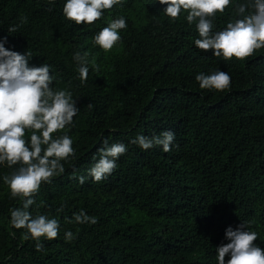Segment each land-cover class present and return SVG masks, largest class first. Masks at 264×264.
<instances>
[{
  "label": "trees",
  "instance_id": "1",
  "mask_svg": "<svg viewBox=\"0 0 264 264\" xmlns=\"http://www.w3.org/2000/svg\"><path fill=\"white\" fill-rule=\"evenodd\" d=\"M245 2L232 0L212 31L242 18L235 6ZM64 3L0 0L4 47L31 53L29 66L49 64L53 89L71 91L79 108L73 126L57 133L72 138L75 158L63 162L65 172L43 184L28 209L60 224L57 239L42 238L41 251L23 239L25 229L11 226L10 209L23 201L12 199L3 181L14 168L0 165V264H217L225 230L241 222L264 249V48L244 61L218 59L195 47L199 35L187 13L172 21L155 0H122L95 24L79 26L64 17ZM119 16L128 27L105 53L93 37ZM10 26L18 31L9 33ZM76 52L88 53L85 83ZM217 70L231 76V87L200 89L195 76ZM163 131L176 134L170 152L131 143ZM105 140L125 144L127 152L94 183L88 170ZM81 210L97 223H76ZM66 231L74 234L70 242Z\"/></svg>",
  "mask_w": 264,
  "mask_h": 264
},
{
  "label": "clouds",
  "instance_id": "2",
  "mask_svg": "<svg viewBox=\"0 0 264 264\" xmlns=\"http://www.w3.org/2000/svg\"><path fill=\"white\" fill-rule=\"evenodd\" d=\"M164 8V15L178 21L181 13H187L189 25L195 22L199 38L195 47L201 51H211L224 61L235 58L244 61L257 50L264 48V0H246L237 3L235 13L242 18L228 22L221 31L213 32V20L223 14L232 0H155ZM54 5L55 0H48ZM122 0H66L63 5L64 17L75 25H93L104 17L106 11L121 5ZM51 10V8H49ZM247 12V15L245 13ZM26 19V18H25ZM128 27L123 16L110 20L93 37L94 44L105 53L110 52L121 41L120 32ZM18 26H10L9 33L17 32ZM6 37L0 39V165L14 168L10 175L3 177L10 197L23 201L22 208L10 209V223L14 229H25L24 240L35 241L37 251L43 250L42 238L52 241L58 238L60 224L57 219L43 214L35 217L28 211L35 204L34 197L43 184H51L53 178L65 172L63 162L75 158L76 150L72 138L64 132L73 126V118L79 112L76 100L67 89H53L54 77L50 65L29 66L31 53L21 54L4 47ZM73 60L78 64L79 79L85 83L89 76L88 53L76 52ZM95 71L99 66L91 61ZM200 89L224 92L231 87V76L221 70L211 74L195 76ZM91 107V105H89ZM30 134V135H29ZM176 134L163 131L159 135L147 137L138 135L131 141L142 150L160 146L163 152L172 150ZM97 151L99 159L88 170L94 183L106 179L117 168V160L127 152L123 143L103 142ZM95 159V157H94ZM83 185L86 177H76ZM63 206L58 211H62ZM78 224H96L95 217L83 210L74 214ZM248 224L241 222L235 229L225 230L227 243L216 248L217 264H264V249L255 243L258 233L248 231ZM14 235V233H13ZM65 241L75 237L71 231L65 232ZM230 258L226 261L225 257Z\"/></svg>",
  "mask_w": 264,
  "mask_h": 264
}]
</instances>
